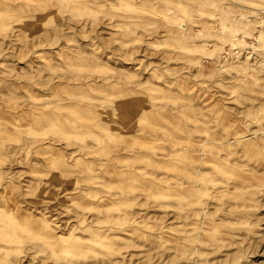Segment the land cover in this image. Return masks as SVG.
Masks as SVG:
<instances>
[{
  "label": "rangeland",
  "instance_id": "374dc122",
  "mask_svg": "<svg viewBox=\"0 0 264 264\" xmlns=\"http://www.w3.org/2000/svg\"><path fill=\"white\" fill-rule=\"evenodd\" d=\"M0 264H264V0H0Z\"/></svg>",
  "mask_w": 264,
  "mask_h": 264
},
{
  "label": "bare ground",
  "instance_id": "6f19581e",
  "mask_svg": "<svg viewBox=\"0 0 264 264\" xmlns=\"http://www.w3.org/2000/svg\"><path fill=\"white\" fill-rule=\"evenodd\" d=\"M234 139H236V138H234ZM240 139V138H239ZM235 141V140H234ZM225 142V141H224ZM230 143V142H229ZM226 144V143H225ZM227 145V144H226Z\"/></svg>",
  "mask_w": 264,
  "mask_h": 264
}]
</instances>
